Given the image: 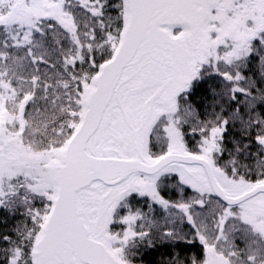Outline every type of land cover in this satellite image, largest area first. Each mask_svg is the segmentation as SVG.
I'll use <instances>...</instances> for the list:
<instances>
[{"label":"snow or ice","instance_id":"6c2138e0","mask_svg":"<svg viewBox=\"0 0 264 264\" xmlns=\"http://www.w3.org/2000/svg\"><path fill=\"white\" fill-rule=\"evenodd\" d=\"M0 264H264V0H0Z\"/></svg>","mask_w":264,"mask_h":264},{"label":"trees","instance_id":"16d2710c","mask_svg":"<svg viewBox=\"0 0 264 264\" xmlns=\"http://www.w3.org/2000/svg\"><path fill=\"white\" fill-rule=\"evenodd\" d=\"M39 137H40V133L38 132V133H36V139L38 140ZM120 211H123V210L121 209Z\"/></svg>","mask_w":264,"mask_h":264}]
</instances>
